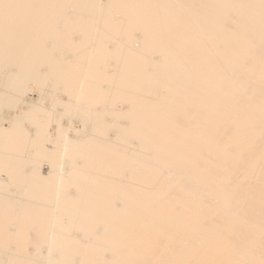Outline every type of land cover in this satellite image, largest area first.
Instances as JSON below:
<instances>
[{"label":"bare ground","instance_id":"1","mask_svg":"<svg viewBox=\"0 0 264 264\" xmlns=\"http://www.w3.org/2000/svg\"><path fill=\"white\" fill-rule=\"evenodd\" d=\"M0 264H264V0H0Z\"/></svg>","mask_w":264,"mask_h":264},{"label":"rangeland","instance_id":"2","mask_svg":"<svg viewBox=\"0 0 264 264\" xmlns=\"http://www.w3.org/2000/svg\"><path fill=\"white\" fill-rule=\"evenodd\" d=\"M66 123V121H62V124ZM128 224H132L133 221L129 220V221H126Z\"/></svg>","mask_w":264,"mask_h":264}]
</instances>
